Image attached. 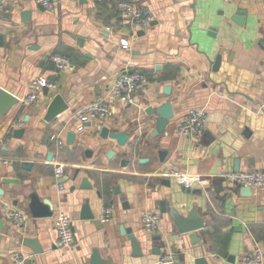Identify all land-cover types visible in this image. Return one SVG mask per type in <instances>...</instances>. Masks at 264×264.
I'll use <instances>...</instances> for the list:
<instances>
[{"label":"crops","instance_id":"crops-1","mask_svg":"<svg viewBox=\"0 0 264 264\" xmlns=\"http://www.w3.org/2000/svg\"><path fill=\"white\" fill-rule=\"evenodd\" d=\"M51 1L53 12L38 0H17L0 13V87L19 99L0 118V156L14 161L0 166L5 222L0 264H13L17 251L29 253L31 264H93L94 251L104 264H161L169 255L173 264H197L200 258L205 264H239L255 243L264 247V188L246 197L245 185L224 178L264 170V0H131L152 13L146 27L123 17V0ZM235 16L243 17V25ZM121 41H128L129 49ZM55 55L68 58L74 69L57 68ZM127 69L149 80L138 92V106L110 97L114 80ZM38 77L57 88L43 90L25 106ZM57 96L68 109L48 122L47 110ZM98 101L107 102L113 116L82 124L75 113ZM166 102L172 103L174 118L165 134L152 137L157 124L146 111ZM194 109L206 110L205 129L196 138L180 137V123ZM104 126L125 133L129 142L120 146L102 139ZM16 130L23 134L15 137ZM144 159L148 162L140 163ZM24 163L32 167L25 169ZM58 163L67 165L60 179L54 176ZM169 166L200 179L185 186L163 175ZM84 178L91 189L80 188ZM33 195L51 201V218L33 217ZM86 201L94 219L81 218ZM4 204L26 215L24 228L9 219ZM194 208L206 219L196 244L174 230L169 214L174 209L188 216ZM107 209L111 215L103 221ZM60 212L73 221L71 250L57 246ZM148 212L161 217L153 233L143 222ZM122 227L141 243V256H133ZM24 239L36 241L42 252L36 254Z\"/></svg>","mask_w":264,"mask_h":264},{"label":"built area","instance_id":"built-area-1","mask_svg":"<svg viewBox=\"0 0 264 264\" xmlns=\"http://www.w3.org/2000/svg\"><path fill=\"white\" fill-rule=\"evenodd\" d=\"M16 1L17 0H0V13L4 11L7 3L13 4ZM222 1L231 2L234 0ZM38 3L48 11L53 12L55 10V6L51 0H38ZM119 6L123 17L134 25L146 27L153 20L151 12L144 10L141 6L131 0H123ZM121 46L124 49H129L128 41H121ZM52 60L59 69H74L72 62L66 57L55 55ZM148 85L149 80L145 74L137 70L127 69L114 80L110 89V97L113 100L122 102L129 106H138V92ZM45 88L56 89L57 85L48 81L44 77H38L33 80L29 86L28 96L24 100L23 104L25 106H30L35 103L40 98L41 93ZM75 115L82 124H85L98 119L109 118L113 116V110L107 102L98 101L84 106L78 110ZM207 120L208 114L205 109L190 110L180 123L177 133L180 137H199L205 129ZM80 130H83V127H81ZM13 162L14 161L11 158L0 156V166L12 165ZM66 166L67 165L63 163L56 164L54 168V176L56 179H60L64 175ZM169 167L170 169L168 172L163 175L176 179L185 186L198 182L200 179V176L183 173L175 170L174 168L172 169L171 166ZM224 178H226L229 182L249 186L253 189L264 188V170L225 174ZM3 206L9 219L20 228H24L26 215L9 209L8 204H4ZM110 215L111 210L107 209L103 212L100 218L105 221L110 217ZM160 220L161 217L157 213H145L143 216L145 230L148 233H153L159 228ZM72 222V218L65 213L60 212L56 215L55 227L58 234L57 246L60 249L71 250L74 247L75 235ZM12 262L13 264H31V255L20 251L14 252L12 255ZM174 262V257L169 255L162 259L161 264H173ZM239 264H264V247L259 243H255L253 250L245 256Z\"/></svg>","mask_w":264,"mask_h":264},{"label":"water","instance_id":"water-1","mask_svg":"<svg viewBox=\"0 0 264 264\" xmlns=\"http://www.w3.org/2000/svg\"><path fill=\"white\" fill-rule=\"evenodd\" d=\"M30 16V13L27 12L24 14V19L27 20ZM234 22L238 23L239 25H243V17L235 16L233 19ZM2 37L0 36V43L2 42ZM220 64V58L216 61L214 68L215 70L219 67ZM166 95H169L171 92V88L167 87L164 90ZM44 93H48V88L44 89ZM19 104V99L6 91L5 89L0 87V118L5 116L8 112H10L16 105ZM68 109L67 103L64 101V99L61 96H57L49 106L47 110L46 115V121L51 122L54 119H56L60 114L65 112ZM146 113L153 117V121L156 122L157 127L156 130L153 132L152 137H157L158 135H163L166 133L167 127L170 124L171 120L174 118V108L172 103L166 102L162 104L159 107H153L149 106ZM23 134V130H16L14 131L15 137H18ZM100 136L102 139H108L111 138L115 141H117L118 145L125 146L129 140L130 137L126 135L125 133L121 131H111L108 127H102L100 131ZM115 155L113 151H110L108 153V157L112 158ZM52 155H49V160H51ZM163 160V157L161 158ZM148 160H140V163H147ZM25 169H30L32 167L31 163H24ZM80 174V171L77 170L75 174V179L78 178V175ZM7 183H15L17 181L13 179H6ZM80 188L82 190L91 189L92 185L89 183L88 178H84L82 180V183L80 185ZM119 187L115 188V192L119 193ZM242 193L246 197H252L253 196V188L246 186L242 189ZM30 212L35 218H51L54 215L55 207L51 203V201L47 199H41L37 195H33L31 197L30 201ZM4 210V209H3ZM2 212V209H0V214ZM161 212L166 213L167 212V206L166 202H161ZM170 217L172 221L174 222V230L178 231L182 235H189L192 242L194 244L199 242V239L196 237V233L198 231L203 230L206 227V219L202 218L197 210V208H194L192 212L188 216H184L180 214L178 211L171 209ZM81 218L83 220H89L94 219V215L91 212L89 202L86 201V204L82 208ZM4 220L0 218V233L4 227ZM122 235H127L128 239L131 241L132 249H133V256H141L142 255V246L141 243L136 239L133 231L131 229H126L125 227L121 228ZM160 240V237L156 238ZM24 244L27 246H31L32 249L36 254H40L42 252L41 247H39V244L36 241H31L29 239L23 240ZM159 252V251H158ZM93 264H104L101 260V257L99 255L98 251H94L93 253ZM197 264H205V260L200 258L196 261Z\"/></svg>","mask_w":264,"mask_h":264}]
</instances>
